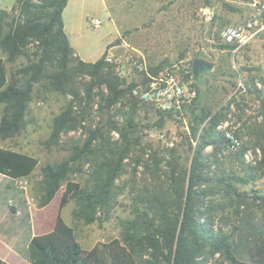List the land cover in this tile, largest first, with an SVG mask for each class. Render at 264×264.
<instances>
[{
  "label": "rangeland",
  "instance_id": "1",
  "mask_svg": "<svg viewBox=\"0 0 264 264\" xmlns=\"http://www.w3.org/2000/svg\"><path fill=\"white\" fill-rule=\"evenodd\" d=\"M14 2L0 0V7L10 10ZM106 3L110 15L102 0H96V9L87 11L82 20L78 19L77 10H74L76 17L69 22V32L94 54L107 39L116 36L118 26L120 36L115 44L121 45L116 52L107 50V54H115L126 62L122 76L128 83L137 85L146 79L144 74L129 66L127 56L130 53L143 54L156 74L173 63L192 65L196 58L213 62L214 67L201 75L200 82L191 84L197 92V100H193L182 114L172 120L166 116L162 120L158 107L153 103L140 104L137 121L141 126L134 135L139 139L123 160V171L108 205L99 207L96 219L88 223L74 217L73 210L77 204L72 199L63 210L64 220L75 228L86 250L99 242L122 238L124 221L134 217L138 208L144 210L147 206L143 201L145 190L154 191L155 188L158 191L161 185L169 188L173 166L190 171L199 146L198 137L203 127L210 128L211 117L219 113L222 120L216 126L212 139L215 140L217 133L222 135L228 130L238 134L239 145L236 150H229L221 142L212 143L203 151V174L207 181L202 182L207 183L201 187L207 188L208 193L201 198L202 222L208 230H222L230 236V252L236 260L228 258L224 252L213 254L208 249L202 255L203 264H260L263 259L260 231L264 210L260 207L262 200L255 196H264V155L262 148L252 143V133L264 128V35L238 50L224 47L220 35L225 26L242 22L248 17V0H106ZM92 19H99L101 26L95 27ZM0 56L5 57L1 50ZM22 61L20 59L16 64ZM8 66L12 69L15 65ZM90 81L88 75L76 76L73 87L86 96L85 83ZM254 86L262 91L260 95L253 92ZM38 87L30 102L26 128L12 139L0 140L4 147L30 153L39 159L37 168L18 181L25 182L19 183V186L28 185L35 203H38L41 191L43 165L67 158L72 142L82 143L88 128L94 129L111 117L118 125L125 121V116L120 113V103L109 106L105 100V86L96 87L92 101H88L87 97L77 100L70 93L48 92ZM71 100H75L74 113L80 115L81 122L77 128L62 133L57 141L49 142L54 117ZM1 109L2 105L0 113ZM200 110L210 115L202 123L196 138L191 139V124ZM110 136L113 140H120L117 131H110ZM143 147L145 153L142 152ZM152 154L158 156L155 163L150 161ZM147 160L151 162L149 170L144 165ZM82 166V171L70 175L72 181L85 183L89 179L92 165L86 162ZM219 182L222 188V182H230L240 195L213 191ZM65 188L66 182L52 202L56 207ZM233 195L236 198L234 201ZM239 201L242 202L237 212ZM176 205H167L168 212H176Z\"/></svg>",
  "mask_w": 264,
  "mask_h": 264
},
{
  "label": "trees",
  "instance_id": "2",
  "mask_svg": "<svg viewBox=\"0 0 264 264\" xmlns=\"http://www.w3.org/2000/svg\"><path fill=\"white\" fill-rule=\"evenodd\" d=\"M67 4L68 0H16L10 10L0 7V50L5 54V57L0 56V140L12 139L26 128L30 102L37 86L48 92L70 93L77 100L87 97L88 101L94 100L96 87L105 86V100L109 106L120 103V113L125 116V121L118 125L111 117L94 129L88 128L82 143L72 142L67 158L42 166L40 207L49 204L65 182L66 188L61 195L54 228L30 240L29 261L31 264H203L202 255L208 249L213 254L224 252L228 258L236 260L230 252V236L222 230H208L202 222L201 198L208 193L207 188L201 187L207 183L202 182L207 181L203 174V151L212 143L230 144L224 133H217L215 140L212 139L222 120L219 113L211 117L209 129L203 127L190 171L173 166L169 188L161 185L158 191L155 188L154 191L145 190L143 201L147 206L144 210L138 208L134 217L124 221L122 238L99 242L86 250L75 228L64 220L62 209L72 199L77 204L74 217L88 223L96 219L99 207L108 205L122 174L123 160L139 139L134 136L141 126L137 115L140 104L146 103L133 94L136 83H128L114 70L113 64L106 61L107 51L94 62L84 61L76 55L65 32L63 11ZM224 43V47H235V44ZM20 59L23 61L16 64ZM8 64L15 66L10 69ZM150 71L156 74L152 67ZM80 75L91 78L85 83L86 96L73 87L74 78ZM194 79L196 83L200 82L201 76H194ZM253 92L262 93L255 86ZM197 98L198 95L193 100ZM74 101L68 102L54 117L49 142L57 141L62 133L78 127L81 119L74 113ZM190 104L179 112L160 109L158 112L162 120L164 116L172 120ZM209 115L203 110L196 114L195 122L191 124V139L196 138ZM113 130L119 133L120 140L112 139L110 131ZM252 134V143L262 148L264 155V128ZM142 152H146L145 147ZM157 158V154H152L150 161L155 163ZM86 162L92 165L89 179L85 183L72 181L70 175L82 171ZM151 162L147 160L144 164L148 170ZM38 164L39 159L34 155L0 145V172L17 179L29 176ZM222 184L223 188L219 182L213 191L240 195L230 182ZM255 198L262 200L260 207L264 210V196L256 194ZM234 199L233 195L232 201ZM241 202L237 203V212ZM169 204H177L173 214L167 210ZM260 232L263 252L260 264H264V223ZM0 264L8 263L0 258Z\"/></svg>",
  "mask_w": 264,
  "mask_h": 264
},
{
  "label": "crops",
  "instance_id": "3",
  "mask_svg": "<svg viewBox=\"0 0 264 264\" xmlns=\"http://www.w3.org/2000/svg\"><path fill=\"white\" fill-rule=\"evenodd\" d=\"M73 1H75L74 4ZM102 1L107 13L110 15L106 0ZM90 9H96V0H68V4L63 11V19L65 32L76 55L84 61L94 62L107 50L116 52L121 45L115 44L120 36V30L113 22L116 26V36L107 39L97 52L91 54L79 40H75L76 36H72L69 32V22L74 21L76 17L73 11L77 10V17L82 20ZM23 178L25 177L15 179L0 172V258L8 264H31L27 256L30 240L33 236L47 233L54 228L60 207L61 197L59 198L58 207L52 203L58 197V193L49 204L40 207L38 203L34 202L29 193L28 185H18L19 183H25L18 182ZM68 204L63 207L62 215ZM52 215L54 216L53 219Z\"/></svg>",
  "mask_w": 264,
  "mask_h": 264
},
{
  "label": "built area",
  "instance_id": "4",
  "mask_svg": "<svg viewBox=\"0 0 264 264\" xmlns=\"http://www.w3.org/2000/svg\"><path fill=\"white\" fill-rule=\"evenodd\" d=\"M248 6L249 15L244 21L227 25L221 30V39L235 44V50L248 46L257 37L264 35V0H248ZM92 23L95 27L101 26L99 19L92 20ZM106 61L113 64L117 73L124 75L126 62L121 57L107 54ZM127 61L131 69L146 76L144 81L133 87V94L142 101L153 103L161 111L179 112L196 97V90L191 88L195 81L192 65L173 63L153 74L140 52L130 53ZM224 134L230 140L229 150H236L239 138L228 130Z\"/></svg>",
  "mask_w": 264,
  "mask_h": 264
},
{
  "label": "water",
  "instance_id": "5",
  "mask_svg": "<svg viewBox=\"0 0 264 264\" xmlns=\"http://www.w3.org/2000/svg\"><path fill=\"white\" fill-rule=\"evenodd\" d=\"M213 67H214L213 62L203 60L200 58L194 59L193 63H192V70H193L194 76L196 78H198L199 76H201L204 73H207Z\"/></svg>",
  "mask_w": 264,
  "mask_h": 264
}]
</instances>
